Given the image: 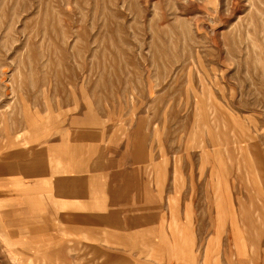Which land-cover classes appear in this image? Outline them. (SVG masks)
Segmentation results:
<instances>
[{"label":"rangeland","instance_id":"obj_1","mask_svg":"<svg viewBox=\"0 0 264 264\" xmlns=\"http://www.w3.org/2000/svg\"><path fill=\"white\" fill-rule=\"evenodd\" d=\"M86 112L176 170L128 264H264V0H0V154ZM24 250L0 264H111Z\"/></svg>","mask_w":264,"mask_h":264},{"label":"crops","instance_id":"obj_2","mask_svg":"<svg viewBox=\"0 0 264 264\" xmlns=\"http://www.w3.org/2000/svg\"><path fill=\"white\" fill-rule=\"evenodd\" d=\"M60 128L39 141L29 132L0 154L6 255L20 262L24 249L28 256L46 250L94 262L107 257L111 264L151 256L150 243L165 239L167 196L178 194L171 184L176 170L159 155L151 159L144 124L125 136L86 112Z\"/></svg>","mask_w":264,"mask_h":264}]
</instances>
